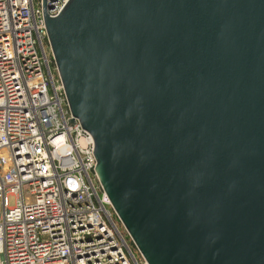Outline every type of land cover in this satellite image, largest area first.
<instances>
[{
	"label": "water",
	"instance_id": "obj_1",
	"mask_svg": "<svg viewBox=\"0 0 264 264\" xmlns=\"http://www.w3.org/2000/svg\"><path fill=\"white\" fill-rule=\"evenodd\" d=\"M49 4L70 110L147 263L264 264V0Z\"/></svg>",
	"mask_w": 264,
	"mask_h": 264
},
{
	"label": "built area",
	"instance_id": "obj_2",
	"mask_svg": "<svg viewBox=\"0 0 264 264\" xmlns=\"http://www.w3.org/2000/svg\"><path fill=\"white\" fill-rule=\"evenodd\" d=\"M68 2L50 0V16ZM43 6L0 0V264H148L72 115Z\"/></svg>",
	"mask_w": 264,
	"mask_h": 264
},
{
	"label": "rangeland",
	"instance_id": "obj_3",
	"mask_svg": "<svg viewBox=\"0 0 264 264\" xmlns=\"http://www.w3.org/2000/svg\"><path fill=\"white\" fill-rule=\"evenodd\" d=\"M26 190H28V186H26ZM14 198H11V204H13Z\"/></svg>",
	"mask_w": 264,
	"mask_h": 264
}]
</instances>
